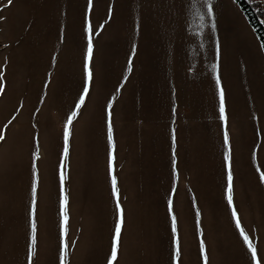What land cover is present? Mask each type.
<instances>
[{
	"label": "rangeland",
	"instance_id": "rangeland-1",
	"mask_svg": "<svg viewBox=\"0 0 264 264\" xmlns=\"http://www.w3.org/2000/svg\"><path fill=\"white\" fill-rule=\"evenodd\" d=\"M200 1L91 0L89 8V0H0V264H29L33 153L31 264H60L61 172L67 264H107L115 220L109 121L124 210L113 264H174L170 197L180 249L175 264H205L204 256L207 264H251L224 194L225 131L233 206L264 264V67L251 49L230 60L206 50L195 26ZM262 1L252 0L264 11ZM215 2L225 11L224 0ZM228 12L225 26L235 34L240 29ZM86 24L93 78L70 124L64 159V124L82 92Z\"/></svg>",
	"mask_w": 264,
	"mask_h": 264
},
{
	"label": "snow or ice",
	"instance_id": "snow-or-ice-1",
	"mask_svg": "<svg viewBox=\"0 0 264 264\" xmlns=\"http://www.w3.org/2000/svg\"><path fill=\"white\" fill-rule=\"evenodd\" d=\"M204 6L207 9V16L209 18L213 17V4L211 3V0H203ZM9 3H11V0H9ZM89 8L91 7V0H89ZM204 17L201 15V20H203ZM203 26V25H201ZM85 33L88 35L86 36L87 39V46L84 52L83 56V83H82V92L79 94V99L75 103V110L71 111V113L67 117V121L64 124L63 129V158L66 159L68 156V144H69V136H70V124L72 120L77 116V110L84 104L85 97L89 92L90 82L93 78L92 70L90 67V62L93 57V42L91 37L92 29L87 24L84 28ZM212 31H216V25L213 21L212 24ZM261 47H264L262 45ZM136 45H132V52L135 54ZM216 54L219 55V44L217 43L216 47ZM131 60L132 57H129V63H128V70L131 71ZM213 73L215 78V87L217 94L219 96V118L221 121L226 120L225 115V96H224V89L221 86V79L218 74H216L217 65L213 64ZM3 90V85L0 84V91ZM109 108L111 107V101L108 102ZM110 116V113H109ZM4 137L2 134H0V140H2ZM107 138H108V145H109V153H108V171L109 176L111 177V194L112 197L115 199V220H114V228L111 236V244H110V255L107 257V264H113V261L117 258V252H118V246L121 238V232L122 227L124 224V210L121 206L120 199H119V190L117 187V179L114 175H112V161H113V155L111 148L113 147V131L111 122L108 123V129H107ZM224 148L225 152L223 155V162L224 167L226 169V187L224 189L225 198L227 200V206L231 209V217L233 220H235V227L239 232V236L242 238L243 245L246 246L247 251L251 253V264H261V260L258 259V253L256 247L253 245L250 236L248 233L245 232V230L241 227L240 220L237 218V211L235 207L233 206V174L231 170V164H230V153L228 151L229 146V136L228 132H224ZM173 147H175V136L173 134ZM36 153H33V164H32V203L31 208L29 211V217H30V243L28 244V262L31 264V258L33 253L35 252L36 248V221H35V204H36V187H37V172H36V165H35V158ZM175 155H173L172 164H173V172H175ZM259 171V169H257ZM64 173L61 172V191H60V216H61V224H60V234H61V248H60V264H67V260L65 259L66 256V246L64 244L63 235L66 232V221L68 219V212H67V196L64 194L63 190V180H64ZM259 180L262 184H264V172H261ZM167 213L168 216L171 217V239H172V245L174 248V251L172 252V260L175 264L176 259L180 256V249H179V241L177 238V220L176 216L173 213V205H172V199L171 197L168 199L167 202ZM199 211H197L196 216L199 218ZM199 252L201 256H204L205 254V244L204 241L201 240L199 243ZM205 264H207V257L204 256Z\"/></svg>",
	"mask_w": 264,
	"mask_h": 264
},
{
	"label": "crops",
	"instance_id": "crops-1",
	"mask_svg": "<svg viewBox=\"0 0 264 264\" xmlns=\"http://www.w3.org/2000/svg\"><path fill=\"white\" fill-rule=\"evenodd\" d=\"M213 1L214 2L212 4L214 7L212 18H209L207 16V9L205 6H203V0L199 2L201 3V6L198 8V11H200L198 14L199 20L195 25L196 28H198V31L202 32V37L204 38L206 44V50H210L213 53L216 52V47L218 43V56L221 58V55L222 57L223 55H225L224 58L230 60V58L239 59L241 57L240 52L249 53L251 49L250 52L253 53V57L257 59V61L264 67V53L261 47V42L259 41V38L255 33L254 29L247 21V18L245 17L241 8L238 6L237 2L235 0H224V5L226 7L224 8L225 11L228 8L229 12H231L233 15L232 17H234V19L236 20L232 22L237 23L240 29L238 30V32L236 31L235 34H233V29L229 30L225 26V16L223 17L225 11L223 10L222 5L218 2H215V0ZM201 15H203L204 19L200 23ZM213 21L216 25L215 32L212 31ZM229 33L236 36L237 42H235L234 38H232V35H230Z\"/></svg>",
	"mask_w": 264,
	"mask_h": 264
},
{
	"label": "trees",
	"instance_id": "trees-1",
	"mask_svg": "<svg viewBox=\"0 0 264 264\" xmlns=\"http://www.w3.org/2000/svg\"><path fill=\"white\" fill-rule=\"evenodd\" d=\"M238 6L243 11L247 21L251 27L255 30L261 46L264 45V11L257 4L252 2V0H235ZM261 29L262 33L261 34ZM264 53V47H262Z\"/></svg>",
	"mask_w": 264,
	"mask_h": 264
},
{
	"label": "built area",
	"instance_id": "built-area-1",
	"mask_svg": "<svg viewBox=\"0 0 264 264\" xmlns=\"http://www.w3.org/2000/svg\"><path fill=\"white\" fill-rule=\"evenodd\" d=\"M261 4L264 5V1H262Z\"/></svg>",
	"mask_w": 264,
	"mask_h": 264
}]
</instances>
